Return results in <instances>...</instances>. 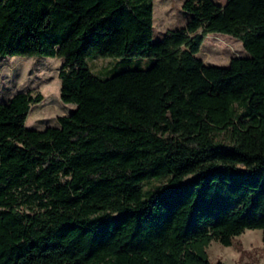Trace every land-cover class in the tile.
<instances>
[{
	"label": "trees",
	"instance_id": "16d2710c",
	"mask_svg": "<svg viewBox=\"0 0 264 264\" xmlns=\"http://www.w3.org/2000/svg\"><path fill=\"white\" fill-rule=\"evenodd\" d=\"M182 9L153 41V0H0V55L62 58L75 104L37 131L41 94L0 103V264H211L212 240L264 242V0ZM211 33L248 57L204 65ZM89 56L151 61L104 76Z\"/></svg>",
	"mask_w": 264,
	"mask_h": 264
},
{
	"label": "rangeland",
	"instance_id": "374dc122",
	"mask_svg": "<svg viewBox=\"0 0 264 264\" xmlns=\"http://www.w3.org/2000/svg\"><path fill=\"white\" fill-rule=\"evenodd\" d=\"M184 1L153 0V41H159L167 31L181 29L187 24L191 14L182 9ZM213 1L220 5L224 0ZM194 56L206 66L227 67L231 58H244L248 54L237 38L211 33L203 39ZM86 61L96 75L111 76L122 70L146 69L151 59L89 56ZM62 63L63 59L59 57L0 55V103H5L17 93L42 95L40 102L30 105L25 120L27 129L40 131L47 126L56 127V118L68 115L75 108V104L64 103L60 99L58 70ZM163 181L149 180L141 186L151 188ZM206 252L211 264H264V242L258 229L244 230L233 238L230 246L212 240Z\"/></svg>",
	"mask_w": 264,
	"mask_h": 264
},
{
	"label": "crops",
	"instance_id": "0c3cea01",
	"mask_svg": "<svg viewBox=\"0 0 264 264\" xmlns=\"http://www.w3.org/2000/svg\"><path fill=\"white\" fill-rule=\"evenodd\" d=\"M225 3V0L223 1V3L221 5H223Z\"/></svg>",
	"mask_w": 264,
	"mask_h": 264
}]
</instances>
